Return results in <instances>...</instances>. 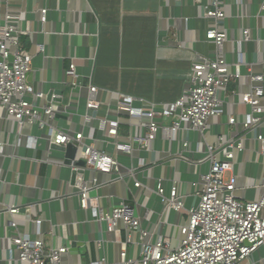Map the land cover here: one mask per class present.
<instances>
[{
    "label": "crops",
    "instance_id": "0c3cea01",
    "mask_svg": "<svg viewBox=\"0 0 264 264\" xmlns=\"http://www.w3.org/2000/svg\"><path fill=\"white\" fill-rule=\"evenodd\" d=\"M9 2L28 11V23L23 28L30 34L24 36L22 42L34 55L29 80L36 90L48 96L50 93L63 95V100L57 102L63 112L54 121V126L65 131H83L85 135L95 128L98 130L97 145L102 149H106V140H113L98 129V123L92 118L98 114L92 111L90 114L86 108L89 85L99 89L98 98L104 104L101 113H109V117H116V103L123 95L142 100L140 104L145 108L160 109L182 97L189 89L193 66L200 58H213L215 55V46L206 40L212 21L206 19L205 8L210 7L211 0ZM223 2L222 11L226 18L221 20L220 26L228 35L227 60L232 64L235 75L228 88L230 98L225 94L223 96L227 101L226 114L239 111V119L242 120L248 109L241 105L240 98L251 88L247 77L249 70L255 75H264V11L261 10L264 0ZM37 6L50 9L44 26L34 12ZM246 29L250 31L249 41H243ZM240 41H243L241 46ZM39 46L43 51L38 50ZM71 63L76 65L77 73L82 77L84 85L81 88L74 89L71 85L73 79L66 75ZM48 103V100L37 101L38 106ZM120 120L124 136H129L130 131L136 137L145 135V131L138 127L137 119L128 121L127 117H122ZM225 121L226 118H223L220 123L225 124ZM165 124L171 126L172 120L165 121ZM226 133L227 127L212 125L206 136L213 144L219 136L225 138ZM179 136L182 140L191 141L190 153H184L181 159L175 157L178 152L182 153L181 145L176 147L163 139L152 143V153L141 150L140 144L134 140L133 146L137 159L143 157L151 162L144 169L145 183L155 189L156 179L179 180L181 193L188 197L186 206L190 207L197 202L194 196L198 192L192 183L197 180L198 173L209 171V165H197L203 155L194 153L196 135L181 132ZM29 137L37 140L35 146H28ZM0 146V264H19L10 257L8 239L16 234L10 222L15 220L22 232L32 234L34 238L38 236L30 217L20 215L14 219L8 213H1L12 205L19 206L24 213L25 207L34 203L39 205L33 208L32 217L44 221L42 231L46 244L71 247L75 243L79 249V255L71 259L75 264L96 260L98 253L94 242L99 237L97 231L100 227L91 222L90 212L80 210L78 199L72 194L73 175L66 164L65 154L51 148L45 132L38 126H20L9 119L1 108ZM247 148L249 151L237 155L234 173L238 177V196L254 201L260 199L263 193L256 187L264 182V159L258 157V144L251 137ZM129 159L125 155L120 156L121 163L127 167L132 163ZM134 162L136 164L137 160ZM90 176V173L86 174L87 178ZM99 178L108 181L110 176L99 175ZM170 185L168 183L167 188ZM134 193L141 204L153 211L150 219L154 225L163 211L159 198L156 195L151 197L147 191L135 190ZM103 194L107 197L103 200L105 206L110 201L117 204L121 199L131 198L124 185H112L104 189ZM180 216L169 210L164 217L162 234L175 235L174 225L180 222ZM183 217L187 218L186 212ZM53 231H57L56 235ZM107 237L112 238L111 235ZM110 248L113 261L114 250L112 246ZM138 251V248L131 249V257H137ZM263 258L264 249L252 260L264 264Z\"/></svg>",
    "mask_w": 264,
    "mask_h": 264
},
{
    "label": "built area",
    "instance_id": "2783aa9c",
    "mask_svg": "<svg viewBox=\"0 0 264 264\" xmlns=\"http://www.w3.org/2000/svg\"><path fill=\"white\" fill-rule=\"evenodd\" d=\"M223 6V0H211L210 7L205 8L206 19L212 21L206 40L215 46V55L200 58L195 63L190 87L176 101L160 109L145 108L140 104L142 100L123 95L116 103V117H109V113H101L104 104L98 98L99 89L89 85L86 108L98 114L92 116L98 129L113 140H106V149H102L97 145L98 130L95 128L85 135L83 131H65L54 126V121L63 112L57 104L63 100L62 94L53 93L48 104L37 105V101L48 100V95L36 90L29 80L34 55L24 48L22 42V38L30 34L23 28L28 23V11L24 7L12 6L9 0H0V108L20 126H38L45 132L50 145L65 147L73 143L78 148V159L68 165L72 175L76 176L72 194L78 199L80 210L90 212L91 222L100 227L97 231L99 237L94 242L97 258L90 260L89 264H257L252 259L264 249V182L256 187L263 191L260 199L243 200L238 196V177L234 171L237 155L249 151V137L258 144V157L264 159V75H255L249 70L247 77L251 88L240 98L241 105L248 109L245 118L239 119V111L227 115V101L223 94L230 98L228 88L235 75L227 60L228 35L220 26L221 20L226 18ZM49 10L41 6L34 9L42 26L48 22ZM261 10L264 11V2ZM249 32L248 29L244 31L243 41L250 40ZM38 50L41 52L43 48L39 46ZM238 54L241 57V52ZM66 75L73 79L71 85L74 89L83 87L74 63L70 64ZM122 117H127L128 121L137 119L138 127L145 131V135L136 137L130 131L129 136H124ZM223 118H226L225 124L220 123ZM167 120H172L171 126L165 124ZM212 125L227 127L226 137L219 136L213 144L206 136ZM181 132L197 136L194 153L203 155L197 165H209V171L198 173L197 180L192 183L198 192L194 196L197 202L190 207L186 206L188 197L181 193L179 180L156 179L155 189L145 183L144 169L151 162L143 157L137 159L133 146L134 140L140 144L141 150L152 153V143L163 139L176 147L181 145L182 153L175 155L181 159L191 149L190 140L180 139ZM36 141L29 137L28 146H35ZM111 145H114L112 152L108 149ZM121 155L130 158L131 165L124 166ZM87 173L91 174L89 178ZM99 175H108L110 179L101 181ZM168 183L171 184L169 188ZM116 184L124 185L131 198L121 199L117 204L110 201L105 206L103 200L107 197L103 191ZM135 190L147 191L151 197L156 195L159 198L163 211L154 225L150 219L153 211L141 204ZM38 205H28L24 213L19 206L12 205L1 213H8L14 219L20 215L30 217L38 235L34 238L32 234L22 232L15 220L10 222L16 233L8 239L12 261L19 264H75L71 259L79 255L77 245L78 253L74 254L72 246L53 247L45 243L44 221L32 217V210ZM169 210L181 215L180 222L174 225L177 233L172 236L162 234L164 217ZM185 212L186 219L183 217ZM53 232L56 235L57 231ZM108 235L112 238H106ZM133 248L139 249L135 258L130 255Z\"/></svg>",
    "mask_w": 264,
    "mask_h": 264
},
{
    "label": "water",
    "instance_id": "95a60500",
    "mask_svg": "<svg viewBox=\"0 0 264 264\" xmlns=\"http://www.w3.org/2000/svg\"><path fill=\"white\" fill-rule=\"evenodd\" d=\"M11 60H13V59H11ZM51 96H52V93H50V95L48 96V101H50ZM90 114H92V113L90 112ZM51 148L53 150H56V151H61V152H63L65 154V159H66V164L67 165H70L73 161L78 159L79 150L73 143H70V144H68L65 147L64 146L51 145ZM108 149H109V151L112 152L114 150V145L109 146ZM0 150H2V149H0ZM79 165H84V163L83 162H79ZM75 178H76V176L73 175L72 184H74ZM71 251L74 254L78 253V249L76 248L75 243L72 244V250Z\"/></svg>",
    "mask_w": 264,
    "mask_h": 264
},
{
    "label": "rangeland",
    "instance_id": "374dc122",
    "mask_svg": "<svg viewBox=\"0 0 264 264\" xmlns=\"http://www.w3.org/2000/svg\"><path fill=\"white\" fill-rule=\"evenodd\" d=\"M24 48L26 49V47H25V46H24ZM81 252H83V250H81ZM84 263H85V264H89V262H87V263H86V262H84Z\"/></svg>",
    "mask_w": 264,
    "mask_h": 264
}]
</instances>
